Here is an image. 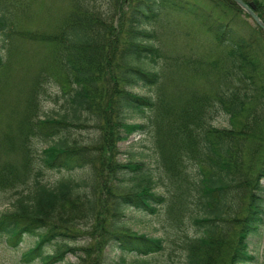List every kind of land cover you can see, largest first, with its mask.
Segmentation results:
<instances>
[{"label": "trees", "instance_id": "16d2710c", "mask_svg": "<svg viewBox=\"0 0 264 264\" xmlns=\"http://www.w3.org/2000/svg\"><path fill=\"white\" fill-rule=\"evenodd\" d=\"M243 1L264 22V0ZM38 2L0 0V108L24 90L26 104L14 120L0 109V189L18 194L14 210L0 215V235L12 247L37 237L21 262L60 264L73 253L80 264H105L109 248L138 257L164 251L161 238L123 223L128 210L156 215L168 204L134 178L128 186L142 168L119 159L120 143L148 134L163 172L204 216L194 219L205 229L189 241V264H253L251 238L264 223V30L245 26L232 0H63L47 28L33 31ZM171 7L200 22L217 55L170 53L162 29ZM24 45L38 53L22 60ZM52 82L90 120L88 144L71 140L69 116L33 114ZM220 110L243 117L241 128L213 126ZM39 135L50 143L41 150L32 144ZM45 170L87 178L49 187L38 179ZM79 238L87 244L71 246Z\"/></svg>", "mask_w": 264, "mask_h": 264}, {"label": "rangeland", "instance_id": "374dc122", "mask_svg": "<svg viewBox=\"0 0 264 264\" xmlns=\"http://www.w3.org/2000/svg\"><path fill=\"white\" fill-rule=\"evenodd\" d=\"M42 1L44 3L41 6L45 8L42 9L43 13H41L38 2V17L35 23L31 25V30L33 31L47 28L49 21H53L60 14L62 7H67V3L63 2V0ZM242 18L246 22L245 26H254L248 18L245 16H242ZM163 27V40L166 48L172 54L198 56L208 55L211 52L217 55L219 52L214 45L212 36L200 26V22L181 10L169 8L168 14L164 15L163 18ZM262 47L264 48V42L261 43ZM22 50L23 54L20 57L22 60H24L25 55L29 57L38 53L36 52L37 48H33L31 45H24ZM32 63L34 65V62ZM19 76H22V72L19 73ZM132 91L140 95L149 94L147 89L136 88ZM23 92L3 98L0 108L3 117L8 120H14V118L22 115L24 105L26 108ZM238 94L244 97L243 87H239ZM33 114L39 116L40 119L69 116L68 119L75 124L70 131L72 141L88 144L89 140L94 136L90 120L70 110L66 95L56 82L46 86V90L39 100L38 107L36 105L34 108ZM243 122V117L231 121L230 116L222 110L211 121L212 125L219 129L234 128L237 130L241 128ZM42 137L39 135L32 139L33 146L38 150L50 144ZM119 146L122 152L119 159L122 163L133 162L140 164L142 168L141 171L131 177H126L127 185H135L134 182L129 180L134 178L136 182L150 186L155 192L168 198V204L163 205L158 214L150 215L135 210H128L126 211L127 217L123 223L138 234L146 235L150 238H161L164 241L165 249L156 255L138 257L123 253L117 248H109L107 249L105 264H189V241L200 236L205 229L204 226L194 221L197 218H204L197 209V199L186 197L185 189L179 192L176 185L163 172L154 140L151 136L148 134H135L128 141L120 143ZM86 176L83 172L58 173L45 170L43 176L38 179L49 187H53L61 181H72L82 185L83 180L87 178ZM81 190L83 189L81 188ZM177 195L179 196L177 197ZM17 198L18 194L15 190L0 189V215L14 210ZM36 241L37 237L27 236L18 247H12L7 243V239L0 235V264H23L21 262L22 254L34 247ZM86 244L87 240L85 238H79L75 243H71V246H84ZM46 249L48 252L53 253L55 247L53 245ZM250 250L252 255L256 256V261L253 264H264V223L261 225L259 232L251 238ZM60 264H80V261L75 254L69 253L66 260Z\"/></svg>", "mask_w": 264, "mask_h": 264}, {"label": "water", "instance_id": "95a60500", "mask_svg": "<svg viewBox=\"0 0 264 264\" xmlns=\"http://www.w3.org/2000/svg\"><path fill=\"white\" fill-rule=\"evenodd\" d=\"M240 9L244 11L245 15H248L253 24L258 25L262 30H264V22L258 17V15L253 11L251 6L246 4L243 0H232Z\"/></svg>", "mask_w": 264, "mask_h": 264}]
</instances>
